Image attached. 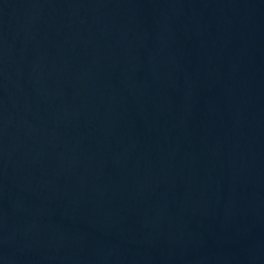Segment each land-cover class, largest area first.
Instances as JSON below:
<instances>
[{"label":"water","instance_id":"obj_1","mask_svg":"<svg viewBox=\"0 0 264 264\" xmlns=\"http://www.w3.org/2000/svg\"><path fill=\"white\" fill-rule=\"evenodd\" d=\"M0 264H264V0H0Z\"/></svg>","mask_w":264,"mask_h":264}]
</instances>
